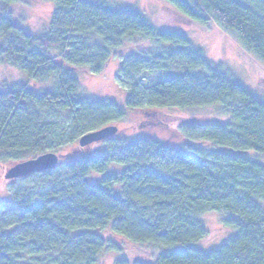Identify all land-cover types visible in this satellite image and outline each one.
Instances as JSON below:
<instances>
[{"label": "trees", "instance_id": "trees-1", "mask_svg": "<svg viewBox=\"0 0 264 264\" xmlns=\"http://www.w3.org/2000/svg\"><path fill=\"white\" fill-rule=\"evenodd\" d=\"M26 1L0 0V65L52 87L18 83L0 91V164L73 148L133 112L160 114L172 136L185 141L106 140L90 155L35 174L41 192H16L0 204V264H99L105 253L123 251L101 234L106 230L160 250L152 263L113 264H264V0H169L177 20L219 26L258 63L253 91L212 66L184 34L159 29L133 7L42 0L54 9L48 29L36 35L13 15ZM137 43L152 48L130 54L119 69L125 108L80 96L75 71L101 75ZM151 74L168 76L145 85ZM212 107L228 122L163 114ZM115 164L123 168L110 172ZM93 174L99 179L90 180ZM211 212L223 214L222 226L236 233L204 251L209 232L200 218Z\"/></svg>", "mask_w": 264, "mask_h": 264}, {"label": "rangeland", "instance_id": "rangeland-1", "mask_svg": "<svg viewBox=\"0 0 264 264\" xmlns=\"http://www.w3.org/2000/svg\"><path fill=\"white\" fill-rule=\"evenodd\" d=\"M104 1L114 8L133 7L151 20L155 26L164 30H176L184 34L193 45L201 49L209 62L214 67H222L225 72L237 79L242 85L250 91L255 90L260 82V67L258 63L248 54H246L236 42L227 35L219 26L212 25L207 29H202L199 26L181 20L173 13L169 0H92ZM54 4L49 1L28 0L24 4L16 5L12 8L16 22L22 25L25 29L33 34H42L49 27V22L52 18ZM139 46V47H138ZM152 47L147 43H137L128 47L125 53L116 56L109 64L105 72L101 75H92L87 70H77L74 72L75 77L80 83V96L96 98L115 102L121 107H126L128 97L127 90L119 82V69L123 64L124 59L130 54L138 51L148 52ZM177 72V71H176ZM167 74H151L144 75V84L151 85L166 78ZM18 83H30V87H34L37 91L49 90L52 83L40 84L30 82L29 78L22 72L15 70L6 65H0V91H6L13 85ZM163 114L176 116L180 119L206 117L209 121L228 122V118L221 115V109L217 107L206 109H190V110H164ZM162 119V121H160ZM167 119V118H166ZM174 126L179 123V120L172 119ZM119 128L118 134L109 138L114 141L118 138L134 139L140 136L155 137L166 144L172 146H182L185 140L173 137V133L167 129L163 116L160 114H145L143 112H133L131 119L127 122L116 124ZM102 143V142H101ZM100 143L82 148L76 144L73 148L67 147L59 150L56 154L63 156L59 166L73 157H83L92 154L98 148ZM253 156V155H252ZM264 163V159H259ZM13 166V165H12ZM10 165L0 164V204L5 203L10 199L11 195L16 192H32L37 194L41 192L39 186V178L36 175H31L25 178L7 180L6 174ZM122 169L121 165H111L109 171ZM99 176L93 174L90 180H98ZM204 215V216H203ZM200 220L209 232V237L200 245L204 251H212L219 248L229 238L236 233L234 229H227L222 226L223 214L220 213H205ZM108 240H112L123 247L121 252L105 253L99 264H113L120 259H139L148 263H152L158 257L160 250L153 245H137L129 242L123 237L114 234L110 230L101 232Z\"/></svg>", "mask_w": 264, "mask_h": 264}, {"label": "water", "instance_id": "water-1", "mask_svg": "<svg viewBox=\"0 0 264 264\" xmlns=\"http://www.w3.org/2000/svg\"><path fill=\"white\" fill-rule=\"evenodd\" d=\"M118 132L119 128L117 126H108L99 131L88 133L81 137L79 140V146L85 148L104 142L109 138L116 136ZM62 157L63 156L56 153L49 152L34 159L17 163L8 169L5 178L7 180H15L46 171H54L58 168Z\"/></svg>", "mask_w": 264, "mask_h": 264}]
</instances>
